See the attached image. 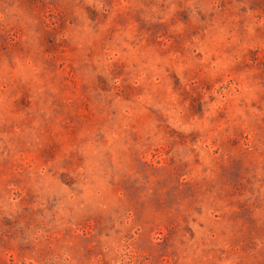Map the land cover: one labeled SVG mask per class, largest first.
Instances as JSON below:
<instances>
[{
  "label": "rangeland",
  "instance_id": "374dc122",
  "mask_svg": "<svg viewBox=\"0 0 264 264\" xmlns=\"http://www.w3.org/2000/svg\"><path fill=\"white\" fill-rule=\"evenodd\" d=\"M0 264H264V0H0Z\"/></svg>",
  "mask_w": 264,
  "mask_h": 264
}]
</instances>
